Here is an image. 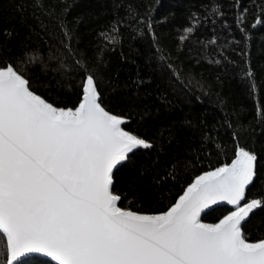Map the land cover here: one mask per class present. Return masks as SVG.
I'll return each instance as SVG.
<instances>
[{"label": "trees", "instance_id": "trees-1", "mask_svg": "<svg viewBox=\"0 0 264 264\" xmlns=\"http://www.w3.org/2000/svg\"><path fill=\"white\" fill-rule=\"evenodd\" d=\"M7 64L58 109L78 105L82 73L92 74L101 105L149 145L115 170L118 207L167 211L237 147L257 158L244 203L264 201V0H0ZM233 210L217 206L202 221ZM241 231L264 239V203ZM6 247L0 237V264ZM19 264L56 263L30 255Z\"/></svg>", "mask_w": 264, "mask_h": 264}, {"label": "snow or ice", "instance_id": "snow-or-ice-1", "mask_svg": "<svg viewBox=\"0 0 264 264\" xmlns=\"http://www.w3.org/2000/svg\"><path fill=\"white\" fill-rule=\"evenodd\" d=\"M102 38L111 42L115 33ZM82 75L78 105L58 109L12 64L0 66L3 264L31 253L58 264H264V239L249 242L241 231L264 203H241L254 181L255 154L237 147L230 164L197 176L165 212L120 208L113 169L149 145L101 106L94 76ZM219 202L235 208L202 223L201 214Z\"/></svg>", "mask_w": 264, "mask_h": 264}, {"label": "water", "instance_id": "water-1", "mask_svg": "<svg viewBox=\"0 0 264 264\" xmlns=\"http://www.w3.org/2000/svg\"><path fill=\"white\" fill-rule=\"evenodd\" d=\"M99 102V101H98ZM100 103V102H99ZM102 106V105H101ZM103 107V106H102ZM104 108V107H103ZM105 109V108H104ZM106 110V109H105ZM107 111V110H106ZM123 125H124V123L121 125V127L123 128ZM124 129V128H123ZM126 131V130H125ZM139 147V146H138ZM129 155V154H128ZM125 162V161H124ZM124 162H122V163H124ZM122 163H120L117 167H115L114 169H113V175H114V172H115V170L122 164ZM114 182V181H113ZM249 187V186H248ZM248 187L246 188V192H247V189H248ZM112 191H113V189H112ZM114 193V192H113ZM115 194V193H114ZM245 196H246V193H245ZM244 201L245 200H243L241 203L242 204H244ZM118 204H119V201L117 202V206H118ZM220 205H228V206H230V207H232L233 209L235 208V206H233V205H229V204H227V202H219L217 205H210V207H209V209H207V210H205L202 214H201V222L202 223H204L203 221H202V218H203V215L206 213V212H208V211H210L211 209H213V208H215V207H217V206H220ZM206 224V223H205ZM244 224V222H242V225ZM242 225H241V228H242ZM30 255H42V256H44V257H47V258H49L50 260H52V261H54L53 259H52V257H49V256H47L45 253H31V254H26V255H24V256H22V257H20V260L21 259H23V258H25V257H27V256H30ZM56 264H58V262L57 261H54Z\"/></svg>", "mask_w": 264, "mask_h": 264}]
</instances>
